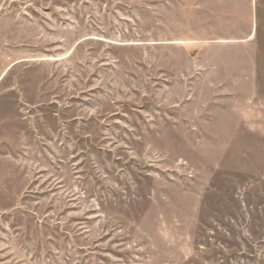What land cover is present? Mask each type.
Here are the masks:
<instances>
[{"label": "rangeland", "instance_id": "rangeland-1", "mask_svg": "<svg viewBox=\"0 0 264 264\" xmlns=\"http://www.w3.org/2000/svg\"><path fill=\"white\" fill-rule=\"evenodd\" d=\"M174 2L0 0V264H264V26L220 90Z\"/></svg>", "mask_w": 264, "mask_h": 264}, {"label": "crops", "instance_id": "crops-1", "mask_svg": "<svg viewBox=\"0 0 264 264\" xmlns=\"http://www.w3.org/2000/svg\"><path fill=\"white\" fill-rule=\"evenodd\" d=\"M174 3L172 10L175 17L178 19L180 15L186 21L184 23L190 28V39L164 43L189 44L194 74H222L217 84L221 86L220 90L228 89L226 83L231 85V89L232 85L236 90L245 89L248 73L241 69V60H246L248 53L258 51V32L264 26L263 0H185ZM169 17L172 19L173 16ZM229 47L237 48L236 55L239 54L232 65L226 53ZM250 73L254 74V71Z\"/></svg>", "mask_w": 264, "mask_h": 264}]
</instances>
